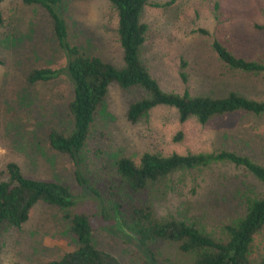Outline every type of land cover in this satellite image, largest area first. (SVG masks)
<instances>
[{
    "label": "rangeland",
    "instance_id": "obj_1",
    "mask_svg": "<svg viewBox=\"0 0 264 264\" xmlns=\"http://www.w3.org/2000/svg\"><path fill=\"white\" fill-rule=\"evenodd\" d=\"M61 9L74 46L116 68L124 67L118 17L108 1L63 0ZM1 11L0 183L8 180L7 167L14 164L25 178L67 185L77 202L67 212L39 203L21 228L5 227L0 233V264L61 260L78 247L70 218L80 213L92 218L97 249L122 264H142L138 241L102 219L99 199L79 186L71 159L50 146L52 131L71 133L73 129L69 104L74 95L65 75L48 83H28L33 70L67 66L52 19L43 8L27 6L23 0H7ZM141 22L148 27L141 60L164 92L214 98L235 92L264 99V76L226 69L211 48L213 40H218L235 56L264 63V32L255 29L256 24L264 25V0H151ZM143 95L141 90H122L112 84L95 116L81 171L103 199L108 197V185L121 158L139 164L146 153L169 157L229 151L264 166V117L233 114L205 126L196 119L182 124L177 110L159 106L133 125L127 110ZM159 190L152 198L157 218L185 221L215 234L244 215L250 191L264 195L262 183L231 164L177 173ZM156 251L157 264H191V257L177 245L160 244ZM254 253L264 255L262 238H257Z\"/></svg>",
    "mask_w": 264,
    "mask_h": 264
},
{
    "label": "trees",
    "instance_id": "obj_2",
    "mask_svg": "<svg viewBox=\"0 0 264 264\" xmlns=\"http://www.w3.org/2000/svg\"><path fill=\"white\" fill-rule=\"evenodd\" d=\"M6 1L0 0V27L4 24L1 6ZM106 1L118 17L117 35L124 61L121 69L84 53L70 42L68 25L61 9L63 0H23L25 5L41 7L49 14L54 35L67 57L65 69L33 70L28 75V83H48L65 75L74 86L73 99L69 104L73 129L71 133L52 131L49 136L51 148L71 159L79 186L99 199L102 219L119 226L138 241L142 264H157L156 248L160 244L177 245L182 254L191 257V264H264V255L258 257L254 253L257 238H262L264 243V195L250 191L245 196L244 215L224 226L220 234L174 218L159 219L152 201L160 193L161 186L175 174L217 164L243 168L264 186V166L249 157L219 151L169 157L146 153L139 164L129 158H121L116 163L115 178L108 185V197L105 199L82 174V152L95 116L112 84H117L122 90L143 91V97L127 110V120L133 125L146 119L159 106L177 110L182 124L196 119L205 126L216 118L233 114L264 117V99H249L235 92L222 98L164 92L140 56L148 33V27L141 19L151 0ZM255 29L264 32V25L256 24ZM199 33L209 36L204 30ZM211 48L226 69L244 75L264 76V63L239 58L218 40H213ZM182 65L185 69L186 64ZM181 78L187 82L184 72ZM7 174L8 180L0 183V233L5 227L21 228L39 203L63 212L76 205L77 199L65 184L25 178L14 164L8 165ZM70 232L78 243L77 249L61 260L45 264H122L110 253L93 245L94 230L89 215L80 213L71 217Z\"/></svg>",
    "mask_w": 264,
    "mask_h": 264
}]
</instances>
